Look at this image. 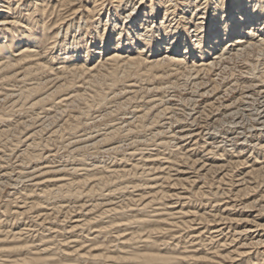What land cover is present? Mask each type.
Wrapping results in <instances>:
<instances>
[{"label":"rangeland","instance_id":"374dc122","mask_svg":"<svg viewBox=\"0 0 264 264\" xmlns=\"http://www.w3.org/2000/svg\"><path fill=\"white\" fill-rule=\"evenodd\" d=\"M6 1L12 3L14 7H18L21 4V7L24 8V4H26L29 0ZM86 1L87 0H81L82 3H80L79 1L76 7L79 8L80 6L84 5V2ZM170 1H172L171 3L176 5L175 10L177 11V13H181V10L184 9L183 0ZM58 3L59 0H49L48 11L44 15H42L41 13H36L34 15L35 17L32 18V21L39 23L44 21L48 25L49 23H54L55 20L59 19L60 17H66V19H71L70 17H76L77 19L75 18V20L77 22H84L85 15H83V13L86 14V12L84 11L86 8H80V12L77 15L72 16V13L74 11L71 6H59ZM106 5L108 6L106 7ZM106 5L105 9L102 11L100 16L108 19L109 17H112L114 15L113 12H115V7H113L114 5L109 0H107ZM118 13L121 14V16L118 14V19L121 21L123 17V12ZM179 15H176L174 19L171 18L172 16H169V19L171 20V22L169 20V23L173 26H184L185 24L187 26L186 19L188 18L187 16L190 15V13H188V10H185L184 14ZM121 22L124 24L123 20ZM123 27L125 28V25ZM187 27L188 32L193 31L195 29L192 23ZM40 30H42V28H38V31ZM99 30L100 28L96 29L93 26L92 28H89L87 34L88 38L87 36L86 38L83 37L82 42L85 44L88 43V45H90V42H92V38L95 35L98 36L99 33L97 32ZM140 30H142L141 35L145 33H148L151 37L154 35L152 31H149L147 26L141 28ZM74 33L75 32H71V35L67 38V40H65V45H63V41L62 45L64 47L66 46V49L67 44H70V42L72 44L74 42V40H72L74 39ZM153 37H156V35ZM48 42H51V40H49ZM45 46L49 45H45L43 42L42 44H38L35 46V50H38L39 53V60H37L38 66L34 65L32 69L30 68L32 66L28 67L27 65H20L17 67H6V64H4L5 60H3L2 62L3 64H0V223L2 222V224H0V229H3L0 230V240H3V238H5L3 237L4 235H2V233L5 234L9 232L8 234H11L18 231L22 232L23 230L22 237H27L28 240L32 242L34 241L36 246L38 244H41L38 239V235H46V240L48 241L47 244L44 245L42 243L40 245L41 247L39 248H48L49 251L53 250L57 257L66 260L70 258V253H72V256H75L76 254L70 251H77L81 248L80 253H85L89 250V248H93V246H95L94 244H92L93 240H96L98 238L100 240L99 241L97 239V241H99L98 243L106 244L112 253L114 252V254H118L121 253V251L117 249L118 246L120 247L119 244H123V242H125L131 236V234L135 232L138 228V225H136V223L129 224L126 222V219H129L131 216H139L141 218L144 217L147 220L154 219V221H156L157 224L159 223L160 225L157 226L159 227V230L155 231L156 233H148L147 229L143 230V232L145 231V235L143 234V232L140 233L143 234V237L145 236L144 239L142 237V241H137L133 244L129 243L128 245H126L127 250H124L133 251L136 248L148 249L152 246H146L144 241L147 238L153 241L154 238V242H157L158 244L156 248L152 250L166 253L174 249V252L179 255L181 259L179 264H220L219 262L221 260H219L213 254L218 250V247L223 252L229 249V251H232L234 249V245L240 242V240L242 241V244H244V242L251 243L252 241L255 242L257 238L259 239L261 236L264 235V231H260V233L258 231L252 235L253 239H250L252 240L250 242V240L246 238L247 236H237V234L235 233V228L242 227L241 223L237 225L235 222L230 221L231 219H234L236 217V219L241 218V215H243V218L250 219V225H252V223L254 225L256 221L258 222V224H264V209H261L264 204H262V207L257 206L251 209V211L244 210L243 212V210H240L239 208L244 205L246 206V204L248 205L252 200L254 201L255 199H259L262 194H264V172L261 173L262 175L260 174L258 177L255 176L253 178H250L248 174H246V171H249L251 167H259L260 164H262V166L264 165V118H260L264 116V85H262V87H259L261 85L256 84L258 85V87L256 88L255 85L251 84L248 81L249 76L247 77V75H249L248 72L250 71L251 67V65L249 66V64L257 63V61L254 60L255 58L250 59L248 61V64L245 55L240 56V59H238L239 57H236V55L232 57H227L224 65H221L222 67L219 66V69L217 68V70L211 72L210 74L206 73L205 71L198 73L197 80V78H195L196 73H190V71L184 69V65L179 64L176 61L175 63L173 62V64H179L178 69L177 67L175 68L173 64H171V67H168V61L170 60L168 56H163L160 54L158 56L156 54L157 57L154 58V56H150L148 62L152 63L156 59L157 62H162L161 65L166 64L165 66H158L159 68L152 67L151 70L144 68L145 70L143 69V71H140L137 68H132L126 73V76H123L122 73H120V75L118 74V77L120 76L118 79L119 81L117 83H114L112 82L110 78L111 76L108 73L111 70L108 69V67L110 68V65L105 66V68H102L98 72L96 71V73L94 70L91 72L83 71L78 73H71L69 71L67 72L66 70L56 71L54 70L55 68L51 70L50 68L58 63L54 62L51 57H56V54L60 52L61 48L59 47V44L55 45V47L59 51L54 48L50 50V53L47 56L44 57L43 52L45 51ZM162 57H164V59ZM43 63L49 68H43ZM76 65H78V63H76ZM59 66L60 64L57 67ZM93 66L96 67V65L94 64ZM260 68L264 69V67ZM263 69H260V71H263ZM119 70L121 72V69ZM55 72H57L56 74L58 75H56ZM155 72H159V75L162 76H159L157 78L154 77L153 75ZM203 73H205L206 75H203ZM193 75L196 80H193ZM199 75H202V77H199ZM184 77H190V79L188 78L187 80ZM172 79L174 81V84H177L178 86L175 85L173 89L172 87H169L171 89H161L165 86L166 83L170 84L172 82ZM189 80L191 81V83ZM60 81L63 83H60ZM184 82L186 83L184 84ZM241 82L245 85V87H247L244 88V85H242ZM248 82L251 86H253V88L249 86ZM248 86L250 88H248ZM98 88L101 91H104L103 96L99 94L100 90ZM36 89H40V92H34ZM215 89L216 91H213ZM21 91L23 93H21ZM78 95L81 97L76 98V96ZM250 95L252 96V98ZM256 97L258 99H255ZM245 100L247 102V107L245 106ZM257 101L259 105L256 104ZM31 102H33L32 105ZM212 103L215 104L211 106L210 104ZM91 104L93 107L91 106ZM238 107L240 108V111L236 113V115L234 114L233 117L231 113H234V110L236 112ZM204 108H206V110ZM253 109H258L260 111L262 109L261 112L263 113V116H260L261 113H259V117L256 113H254L255 111H252ZM254 118L258 120L255 121ZM113 126L116 127V130L120 129V131L112 132L113 130H110V128L112 129ZM121 126L122 128H120ZM259 126H261L262 128ZM115 127L113 129H115ZM129 127H131V130L128 129ZM260 128L261 130H258ZM154 131L157 132L156 135ZM215 134L216 136L212 137ZM239 134L241 137L239 136ZM104 135H106L105 138ZM143 137H145L146 139H143ZM151 137L153 138V140ZM29 141L30 143H28ZM31 141H35L37 143L36 145H34V148L27 147L33 143ZM220 144H223V146H221ZM223 147L226 150L230 149V151L224 152ZM226 147H229V149ZM27 149L33 150H28L27 152ZM25 151L28 153V155ZM182 151L184 152L183 154L181 153ZM220 151L223 153H221ZM23 152H25V154ZM179 154H182L183 156H179ZM257 156L259 159L258 161H255V158ZM181 157H183L184 159ZM237 159L241 160L242 162L246 160L247 163H243V165H238L236 163L238 161ZM260 161L261 163H259ZM214 162L215 164H213ZM216 162L218 164H216ZM226 162H230V164ZM211 164L213 165L211 166ZM63 166L66 168V170ZM214 166H219V168L217 167V169L208 171ZM47 168L49 169L48 171H46ZM97 168H100L99 171H97ZM42 169L43 171L45 170V173L42 171ZM112 171L116 173H111L114 176H112L111 180H109L111 184L109 183V181H105V183L104 181H98L99 178L97 177L95 178L96 180L92 179L81 186L75 185L73 187L74 184H72L71 186H65V189L63 190L59 189L60 185L69 183L70 181L68 180L76 181L92 173H99V175H101V173H104L105 175H108V173ZM117 175H119L120 177H118ZM183 176L185 178H189L192 181V184L190 182H185V185L179 184L177 187V180L184 179ZM243 179L244 181H242ZM245 181L247 185L248 182L252 183L249 185H252L251 187L254 188L250 193L246 194V197L245 195L237 194V191L244 187L241 185L245 184ZM45 182L47 184H45ZM52 186L54 187L52 188ZM48 187L49 190H47ZM94 188L96 190H94ZM38 189L41 191H39ZM74 189L76 190L74 191ZM86 190L89 192H87ZM41 192L43 193V196H40ZM203 192L205 194H203ZM164 194L167 197H163L162 200L161 197ZM179 194L181 196H178ZM127 197L130 198L128 199ZM40 198L41 203L44 204V207H42L43 204L39 202ZM133 198H135V200ZM158 198L161 200L159 201ZM55 201L56 203H54ZM11 202L14 203L11 204ZM97 202H99V204H97ZM31 203L34 205V207L33 205H31ZM151 203L153 204V206ZM144 204L148 205L145 206ZM66 205L67 208L70 209H66ZM118 205L122 206L120 207ZM114 206L118 208L120 207L118 212L114 210L109 211L110 209L114 208ZM62 210L66 212H63ZM167 210H171L173 214L171 211L169 212ZM48 211L51 213H49ZM15 212H17V214ZM240 213L242 214L240 215ZM163 214L166 215L164 216ZM244 214L247 216H244ZM37 215L39 216V218ZM126 215H128L129 217H127ZM258 215L260 216L256 218L255 221L253 218L254 216ZM43 216L45 217L43 218ZM203 216H205V218ZM200 217H203V219L201 220ZM93 218L95 221L92 220ZM83 221L84 224H80L83 223ZM88 221L89 223H87ZM114 221L119 222L114 224ZM50 222H53V224H51ZM111 222L113 223L111 224ZM183 222L186 224H184ZM56 223L58 224V226ZM70 224L72 225V227ZM171 225L174 226L172 227ZM56 226L58 232L56 230ZM103 226L108 227L107 234H100L101 228H104ZM64 228H69V230L67 231ZM252 228H254V226ZM118 229L121 235L118 232ZM130 230L132 231L130 232ZM43 231L44 233H42ZM115 233L116 237L114 236ZM85 234L89 235L86 236ZM120 236L123 237L121 238ZM53 237L56 239H54ZM237 237H239V239L241 237V239L238 240L233 246H231V248L228 247L227 249H221V245L224 241L227 240L228 242H230L233 238ZM223 239L225 240L223 241ZM51 240L52 243H50ZM57 241L59 243H57ZM60 241L62 242L60 243ZM0 243L4 244L5 242L0 241ZM60 244L63 246H61ZM60 248L61 250H59ZM246 248L247 249L245 250H247L248 252L251 251L249 252V256H251L252 259L257 258V252H261L264 255V248L258 247V249L256 247L255 249L252 245ZM93 252H95V254H98L99 250L97 251L94 249ZM21 254L22 253H9V257L11 259L17 257L21 258ZM1 255L2 254H0V264H3L1 262H3L2 259H4L5 257L3 258L2 256L1 258ZM78 256L79 255L77 252L76 257ZM200 256H208L209 259L200 261L199 259H197ZM261 257L262 256H258L257 259L260 260ZM233 258V260H227L222 264H244L243 260L247 259L248 257L243 255L237 257L234 256ZM81 264L85 263L81 261ZM103 264L114 263H105L104 261Z\"/></svg>","mask_w":264,"mask_h":264},{"label":"bare ground","instance_id":"6f19581e","mask_svg":"<svg viewBox=\"0 0 264 264\" xmlns=\"http://www.w3.org/2000/svg\"><path fill=\"white\" fill-rule=\"evenodd\" d=\"M20 1V0H19ZM22 1V0H21ZM81 0H59V6L60 5H64V6H71L73 9V13L72 16L77 15L80 12V8H86L84 11L86 12V14L83 13V15H85L84 18V22H77L75 20L76 17H70L71 19H66L60 17L59 19L55 20L54 23H49L47 25V23H45L44 21L42 22H33L32 18L35 17L34 15L36 13H41L42 15H44L47 11H48V7H49V0H29L26 4H24V8L21 7V4L18 7H14V5L10 2H7L6 0H0V64L3 62V60H5L4 64H6V67H17L20 65H27L28 67H30L31 69L33 68V66H38L37 60L38 59V50H35V46L38 44H42L44 42L45 45H49V46H45V51L43 52L44 57L47 56L50 53V50L56 48L55 45L59 44V47L61 48L60 52L58 54H56V57H51V59L54 62H58L56 65L52 66L50 69L53 70H61L64 71L66 70L67 72H71V73H78V72H91V71H100L102 68H105V66L110 65V68L108 67V69H111L110 72H108L110 74V78L112 80V82L117 83L119 80L118 74L120 75V73L123 74V76H126V73L131 70L132 68H137L140 71H143V69H148L151 70L152 67H158V66H165L164 64L161 65V63L157 62V60L155 59L152 63L148 62L150 59V56H154V58H156V54L159 56L160 55H165L168 56V58L170 59L168 61V67H171L173 64V62L175 63L177 61V63L184 65V69H186L187 71L194 72L196 73L195 78H197V74L205 71L206 73H211L215 70H217V68L221 65H224L225 60L227 57H232L235 56L239 57L238 59H240V56L245 55L246 56V60L247 62L252 59L255 58L254 60L257 61V63L254 64H249L250 67V71L248 72L249 75H247V77L249 78V82L253 85L256 86V88L258 87V85L260 84L262 87V85H264V69L260 68V67H264V36L260 35L261 33H264V0H183L184 2V9L181 10V13H177V11L175 10V6L173 3H171L172 1L170 0H109L115 7V12L114 15L112 17L107 18H103L101 15L102 11L105 9V5L107 0H87L86 2H84V5L80 6L79 8L76 7L77 3ZM101 1V2H99ZM181 1V0H180ZM99 2V3H98ZM175 2V1H174ZM16 3V2H15ZM171 3V4H169ZM93 5V6H92ZM108 5H106L107 7ZM181 6V5H180ZM55 7V6H54ZM180 8V7H179ZM25 9V10H23ZM112 10V8H111ZM185 10H188V13H190V15H188L186 20L187 26L190 25L192 23V25L194 26V30L188 32V27L186 26V24L184 26L181 25H177V26H173L169 23V16H172L171 18H175V16L179 15V14H184ZM26 11V12H24ZM109 11V10H108ZM83 12V11H81ZM106 12V11H105ZM118 12H123L122 13V19L124 21V24L118 19L119 15L121 16V14H119ZM180 12V11H179ZM119 14V15H118ZM105 15V14H104ZM70 16V15H69ZM107 16V15H106ZM180 16V15H179ZM38 17V16H37ZM162 18V19H160ZM178 18V17H177ZM184 18V17H183ZM40 19V18H39ZM77 19V18H76ZM107 19V21H106ZM82 20V19H81ZM185 20V19H184ZM175 21V20H173ZM171 22V20H170ZM177 22V20H176ZM180 22V21H178ZM182 22V21H181ZM173 23V22H172ZM125 25V28L123 27ZM148 27L149 31H152V33L154 34L153 36L156 35V37H151L148 33L141 35V28L143 27ZM95 27L96 29L100 30L97 32L99 33L98 36L97 35H93L94 37L92 38V42H90V45H88V43H83V37L86 38L87 34H88V30L89 28ZM38 28L42 30L38 31ZM74 29V30H72ZM77 29V30H76ZM151 29V30H150ZM191 29V28H190ZM92 31V30H91ZM147 31V32H149ZM71 32H75L74 33V42L71 44H67V49L63 46L65 45V40H67V38L71 35ZM92 33V32H91ZM96 33V34H97ZM95 34V33H94ZM92 35V34H91ZM73 37V35H72ZM169 37H172V39L170 40ZM88 38V36H87ZM71 39V38H70ZM49 40H51V42H48ZM69 40V39H68ZM71 40V41H72ZM64 41V44H63ZM47 42V44H46ZM67 42V41H66ZM85 42V41H84ZM88 42V41H87ZM63 44V45H62ZM62 45V46H61ZM38 49V48H37ZM57 49V48H56ZM55 49V50H56ZM40 50V49H39ZM37 51V52H36ZM57 51H59L57 49ZM52 53V52H51ZM57 53V52H56ZM53 55V54H52ZM70 55V56H68ZM51 56V55H50ZM55 56V55H54ZM15 58V59H14ZM152 58V59H154ZM164 59V57H162ZM159 59V58H158ZM237 59V58H236ZM245 60V59H244ZM43 61V59H42ZM76 61V62H74ZM163 61V60H162ZM230 61V60H229ZM42 63V62H41ZM76 63H78V65H76ZM96 63V64H95ZM176 63V64H177ZM245 63V62H244ZM3 64V63H2ZM60 64L59 67H57ZM67 64V65H65ZM69 64V66H68ZM92 64V65H91ZM96 65V67L93 66ZM152 64V65H151ZM174 65L175 68L177 67V69L179 68L178 65ZM259 64V65H258ZM116 65V66H115ZM121 65V66H120ZM40 66V65H39ZM92 66V67H91ZM120 66V67H119ZM4 67V66H3ZM43 68H49L47 65H44L43 63ZM119 67V68H118ZM27 68V67H26ZM24 68V69H26ZM107 68V67H106ZM159 68V67H158ZM263 69V71L260 69ZM41 69V68H40ZM121 69V72L120 70ZM144 69V70H145ZM219 69V68H218ZM259 69V71H258ZM22 70V69H21ZM182 70V69H181ZM221 70V69H220ZM23 71V70H22ZM36 71V70H35ZM65 71V72H66ZM119 71V72H118ZM185 71V70H184ZM247 71V70H246ZM19 72V71H18ZM53 72V71H52ZM178 72V71H177ZM16 73V71H15ZM30 73V72H29ZM57 72H55L56 74ZM94 73V72H92ZM14 74V73H12ZM91 74V73H89ZM163 74V73H162ZM167 74V73H166ZM58 75V74H56ZM133 75V74H132ZM191 75V74H190ZM203 75H206L205 73H203ZM219 75V73H218ZM10 76V75H9ZM27 76V75H26ZM87 76V75H86ZM93 76V75H92ZM95 76V75H94ZM154 77H161L162 75H159V72H155ZM187 76V75H186ZM192 76V75H191ZM243 76V75H242ZM53 77V76H52ZM80 77V76H78ZM97 77V76H96ZM95 77V78H96ZM101 77V76H100ZM166 77V76H165ZM199 77H202V75ZM245 77V76H244ZM62 78V77H61ZM88 78V77H87ZM186 78V77H184ZM188 78L190 79V77H187L186 79L188 80ZM194 75H193V80L195 79ZM247 79V78H246ZM4 80V79H3ZM90 80V79H89ZM92 80V78H91ZM105 80V79H104ZM176 80V79H174ZM192 80V78H191ZM196 80V79H195ZM64 81V80H62ZM68 81V80H67ZM190 81V80H189ZM214 81V80H213ZM144 82V81H143ZM148 82V81H147ZM171 82V81H170ZM173 82V83H172ZM172 82L170 84H165L164 87H162L161 89H166L169 87H172V89L175 87L174 81L172 79ZM187 82V81H186ZM184 82V84L186 83ZM237 82V81H236ZM248 82V83H249ZM38 83V82H37ZM60 83H63L60 81ZM82 83V82H81ZM94 83V82H93ZM102 83V82H101ZM133 83V82H132ZM188 83V82H187ZM191 83V81H190ZM216 83V82H215ZM239 83V81H238ZM237 83V84H238ZM242 83V82H241ZM249 83V86H251ZM59 84V83H58ZM107 84V83H106ZM111 84V83H110ZM127 84V83H126ZM136 84V83H135ZM182 84V83H181ZM183 84V85H184ZM258 84V85H256ZM62 85V84H61ZM197 85V84H196ZM212 85V84H211ZM218 85V84H217ZM242 85H244L242 83ZM36 86V85H34ZM33 86V87H34ZM57 86V85H56ZM178 86V85H177ZM199 86V85H198ZM216 86V85H215ZM214 86V88H215ZM232 86V85H229ZM248 86V88H250ZM82 87V86H81ZM161 87V86H160ZM242 87V86H241ZM247 87V86H246ZM244 85V88H246ZM69 88V87H68ZM251 88H253V86H251ZM63 89V88H62ZM84 89V88H83ZM99 89V88H98ZM134 89V88H132ZM171 89V88H169ZM198 89V87H197ZM217 89V88H216ZM213 90V91H216ZM225 89V88H224ZM37 90V89H36ZM34 92H40V89ZM58 90V89H57ZM76 90V89H75ZM81 90V89H79ZM100 90V89H99ZM141 90V89H139ZM138 90V92H139ZM246 90V89H245ZM62 91V90H61ZM66 91V90H65ZM84 91V90H82ZM234 91V90H233ZM254 91V90H253ZM104 91L100 90L99 94L103 96ZM21 93H23L21 91ZM32 93V92H31ZM72 93V92H71ZM78 93V92H77ZM206 93V91H205ZM12 94V93H11ZM73 94V93H72ZM87 94V93H85ZM90 94V93H89ZM74 95V94H73ZM238 95V94H237ZM253 95V94H252ZM255 95V94H254ZM26 96V95H24ZM93 96V95H92ZM251 96V95H250ZM69 97V96H68ZM81 96H76V98H80ZM87 97V96H86ZM128 97V96H127ZM132 97V96H131ZM166 97V96H164ZM173 97V96H172ZM259 97V96H258ZM26 98V97H25ZM65 98V97H64ZM83 98V95H82ZM246 98V97H245ZM252 98V96H251ZM254 98V97H253ZM44 99V98H43ZM94 99V98H93ZM127 99V98H126ZM134 99V98H133ZM149 99V98H148ZM153 99V98H152ZM165 99V98H164ZM172 99V98H171ZM255 99H258L257 97ZM262 99V98H260ZM240 100V99H239ZM37 101V100H35ZM71 101V100H70ZM68 101V102H70ZM87 101V100H86ZM126 101V100H125ZM167 101V100H165ZM191 101V100H190ZM197 101V100H196ZM252 101V100H251ZM67 102V103H68ZM97 102V101H96ZM162 102V100H161ZM164 102V101H163ZM217 102V101H216ZM242 102V101H241ZM249 102V101H248ZM33 102H31L32 105ZM76 103V102H75ZM104 103V102H103ZM126 103V102H125ZM246 100H245V106L246 104ZM262 103V102H261ZM264 103V102H263ZM94 104V103H92ZM91 104V106H92ZM174 104V103H173ZM215 104L212 103L210 104L211 106ZM233 104V103H232ZM244 104V102H243ZM250 104V103H249ZM258 104V101L257 103ZM30 105V106H31ZM49 105V104H48ZM122 105V104H121ZM172 105V104H171ZM209 105V106H210ZM259 105V104H258ZM40 106V105H39ZM164 106V105H163ZM231 106V105H230ZM234 106V105H233ZM239 106V105H238ZM251 106V105H250ZM249 106V107H250ZM261 106V104H260ZM259 106V108H260ZM93 107V106H92ZM144 107V105H143ZM165 107V106H164ZM214 107V106H213ZM247 107V106H246ZM263 107V106H262ZM148 108V107H147ZM168 108V107H167ZM242 108V107H241ZM253 108V107H252ZM173 109V108H172ZM187 109V108H186ZM206 110V108H204ZM209 109V108H208ZM138 110V109H137ZM163 110V109H162ZM216 110V109H215ZM220 110V109H219ZM245 110V109H244ZM247 110V108H246ZM258 109H253L252 111H255L254 113H256L257 115L259 113L260 116H263L262 114V109L261 111ZM147 111V110H146ZM145 111V112H146ZM161 111V110H160ZM214 111V110H212ZM240 111V108L238 107V109L234 110V113L232 112L231 114L234 117V114L236 115V113H238ZM196 112V111H195ZM201 112V111H200ZM205 112V111H204ZM243 112V111H241ZM159 113V111H158ZM221 113V112H220ZM37 114V113H36ZM87 114V113H86ZM131 114V113H130ZM245 114V113H244ZM252 114V113H251ZM255 114V115H256ZM136 115V114H135ZM138 115V114H137ZM250 115V114H249ZM254 115V114H253ZM141 116V115H140ZM145 116V115H144ZM161 116V114H160ZM220 116V115H219ZM228 116V115H226ZM259 116V115H258ZM259 116V117H260ZM135 117V116H134ZM172 117V116H171ZM170 117V119H171ZM253 117V116H251ZM256 117V116H255ZM142 118V117H141ZM190 118V117H188ZM257 118V117H256ZM254 118V120H258ZM260 118H264L260 117ZM144 120V119H143ZM235 120V119H233ZM245 121V120H244ZM126 122V121H125ZM124 122V124H125ZM242 122V121H241ZM262 122V121H261ZM170 123V121H169ZM214 123V122H213ZM212 123V124H213ZM72 124V123H71ZM148 124V123H147ZM260 124V122H259ZM262 124V123H261ZM122 125V124H121ZM178 125V124H177ZM223 125V124H222ZM246 126V125H245ZM46 127V126H45ZM71 127V126H70ZM115 126H113L114 128ZM170 127V126H169ZM209 127V126H208ZM231 127V125H230ZM261 127V126H259ZM111 129L113 130L112 132H117L120 131V129L116 130L115 129ZM122 128V126L120 127ZM220 128V127H219ZM226 128V127H225ZM243 128V127H242ZM254 128V127H253ZM252 128V129H253ZM256 128V127H255ZM262 128V127H261ZM258 129V130H261ZM128 129L131 130V127H129ZM156 129V128H155ZM159 129V128H158ZM201 130V129H200ZM208 130V129H207ZM105 131V130H104ZM109 131V130H108ZM158 131V130H157ZM209 131V130H208ZM238 131V130H237ZM254 131V130H252ZM257 131V130H256ZM36 132V131H35ZM58 132V131H57ZM98 132V131H96ZM133 132V131H132ZM155 132V131H154ZM259 132V131H258ZM31 133V132H30ZM33 133V132H32ZM157 132H155L156 135ZM188 133V132H187ZM251 133V132H250ZM55 134V132H54ZM176 134V133H175ZM210 134V133H209ZM219 134V133H218ZM253 134V133H252ZM251 134V135H252ZM34 135V134H33ZM27 136V135H26ZM35 136V135H34ZM106 135H104L105 138ZM108 136V135H107ZM112 136V135H111ZM216 134L212 137H215ZM218 136V135H217ZM240 136V134H239ZM253 136V135H252ZM88 137V136H87ZM90 137V136H89ZM195 137V136H194ZM241 137V136H240ZM33 138V136H32ZM152 138V137H151ZM205 138V137H204ZM248 138V137H247ZM102 139V138H101ZM100 139V140H101ZM142 139V138H141ZM140 139V141H141ZM143 139H146L145 137H143ZM230 139V138H229ZM9 140V139H8ZM22 140V139H21ZM34 140V139H33ZM48 140V139H46ZM153 140V138H152ZM183 140V139H182ZM191 140V139H190ZM212 140V139H211ZM262 140V139H261ZM163 141V140H162ZM178 141V140H177ZM33 142L32 144H28L29 146H27L28 148H34V145H36L37 143L35 141H31ZM44 142V140H43ZM160 142V141H159ZM212 142V141H211ZM250 142V141H249ZM27 143V142H26ZM30 143V141L28 142ZM124 143V142H123ZM246 143V142H245ZM23 144V143H22ZM46 144V143H45ZM197 144V143H196ZM195 144V145H196ZM44 145V143H43ZM116 145V143H115ZM221 145V144H220ZM19 146V145H18ZM24 146V145H23ZM113 146V145H112ZM223 146V144L221 145ZM256 146V145H255ZM25 147V146H24ZM26 147V148H27ZM120 147V146H119ZM190 147V146H189ZM194 147V145H193ZM257 147V146H256ZM111 148V147H110ZM121 148V147H120ZM119 148V149H120ZM140 148V147H139ZM224 148V147H223ZM229 149V147H226ZM234 148V147H233ZM262 148V147H261ZM2 149V148H1ZM37 149V148H36ZM112 149V148H111ZM110 149V150H111ZM185 149V148H184ZM264 149V148H263ZM25 150V149H24ZM28 150H33V149H27ZM233 150V149H231ZM23 151V150H22ZM131 151V150H130ZM224 152H229V150H226L225 148L223 149ZM26 152V151H25ZM25 152H23L25 154ZM26 152V153H27ZM140 152V151H139ZM180 152V151H179ZM221 152V151H220ZM235 152V151H234ZM32 153V152H31ZM182 154L184 153L183 151L181 152ZM223 153V152H221ZM237 153V152H236ZM33 154V153H32ZM37 154V153H36ZM182 154H179L182 155ZM214 154V153H213ZM218 154V153H216ZM28 155V153H27ZM171 155V154H170ZM185 155V154H184ZM235 155V154H234ZM240 155V154H239ZM254 155V154H253ZM37 156V155H36ZM147 156V155H146ZM145 156V157H146ZM152 156V155H151ZM183 156V155H182ZM219 156V155H218ZM28 157V156H26ZM30 157V156H29ZM121 157V156H120ZM127 157V156H126ZM156 157V156H155ZM201 157V156H200ZM243 157V156H242ZM247 157V156H246ZM124 158V157H123ZM154 158V157H153ZM166 158V157H165ZM183 158V157H181ZM202 158V157H201ZM215 158V157H214ZM223 158V157H222ZM229 158V157H228ZM235 158V157H234ZM184 159V158H183ZM186 159V158H185ZM210 159V158H209ZM230 159V158H229ZM250 159V158H249ZM258 156L255 158V161H258ZM261 159V158H260ZM116 160V159H115ZM214 160V159H213ZM232 160V159H231ZM238 160V159H237ZM244 160V159H243ZM254 160V159H252ZM142 161V160H141ZM158 161V160H157ZM176 161V160H175ZM220 162V161H219ZM251 162V161H250ZM102 163V162H101ZM115 163V162H114ZM153 163V162H152ZM222 163V162H221ZM228 163V162H226ZM238 165H243V163H247L246 160L245 161H241L238 160L236 162ZM261 163V161L259 162ZM173 164V163H172ZM209 164V163H208ZM215 164V162L213 163ZM211 164V166L213 165ZM216 164H218L216 162ZM230 164V162L228 163ZM234 164V163H233ZM99 165V164H98ZM103 165V164H102ZM174 165V164H173ZM181 165V164H180ZM199 165V164H198ZM227 165V164H226ZM252 165V164H251ZM2 166V165H1ZM27 166V165H26ZM107 166V165H106ZM118 166V165H117ZM156 166V165H155ZM201 166V165H200ZM225 166V165H224ZM62 167V166H61ZM64 167V166H63ZM132 167V166H131ZM130 167V168H131ZM136 167V166H135ZM150 167V166H149ZM217 167L219 168V166H214L211 169H209L208 171H212L213 169H217ZM244 167V166H243ZM65 168V167H64ZM118 168V167H116ZM123 168V167H122ZM60 169V168H59ZM75 169V168H74ZM100 168H97V171H99ZM112 169V168H111ZM126 169V168H125ZM202 169V168H201ZM237 169V168H236ZM35 170V169H34ZM49 169L47 168L46 171H48ZM66 170V168H65ZM105 170V169H104ZM180 170V169H179ZM186 170V169H185ZM43 171V169H42ZM52 171V170H50ZM56 171V170H55ZM58 171V170H57ZM60 171V170H59ZM125 171V170H123ZM128 171V170H127ZM133 171V170H132ZM201 171V170H200ZM45 173V170L43 171ZM69 172V171H68ZM92 172V171H91ZM90 172V173H91ZM150 172V171H149ZM148 172V173H149ZM233 172V171H232ZM264 172V165L262 166V164H260L259 167L257 166H253L249 169V171H246V174H248V176L251 178L253 177H258L261 173ZM114 173L113 171L108 173V175L101 173V175H99V173H95V174H90L87 175L86 177H83L82 179H78L76 181L74 180H68L70 181L69 183H65L63 185L59 186L60 190L65 189V186H71L72 184L73 187L75 185L81 186L85 183H87L88 181L95 179V178H99L98 181H109L111 180V177L113 176ZM116 173V172H115ZM114 173V174H115ZM123 173V172H122ZM206 173V172H205ZM211 173V172H210ZM6 174V173H5ZM78 174V173H77ZM111 174V175H110ZM179 174V173H178ZM124 175V174H123ZM129 175V174H128ZM220 175V174H219ZM241 175V174H240ZM262 175V174H261ZM31 176V174H30ZM75 176V175H74ZM84 176V175H82ZM118 177H120L119 175H117ZM139 176V175H138ZM186 176V175H185ZM197 176V175H196ZM226 176V175H225ZM244 176V175H243ZM1 177V176H0ZM33 177V176H32ZM61 177V175H60ZM114 177V176H113ZM127 177V176H126ZM152 177V176H151ZM150 177V178H151ZM177 177V176H176ZM184 177V176H183ZM191 177V176H190ZM204 177V176H203ZM228 177V176H227ZM34 178V177H33ZM45 178V177H44ZM51 178V177H50ZM54 178V177H53ZM80 178V177H79ZM239 178V177H238ZM247 178V177H246ZM48 179V178H47ZM52 179V178H51ZM60 179V178H59ZM67 179V178H66ZM115 179V178H113ZM118 179V178H117ZM126 179V178H125ZM149 179V177H148ZM204 179V178H203ZM245 179V178H244ZM244 179L242 181H244ZM42 180V179H41ZM39 180V181H41ZM96 180V179H95ZM146 180V179H145ZM236 180V179H235ZM23 181V180H22ZM34 181V180H33ZM45 181V180H44ZM50 181V180H49ZM56 181H60V180H56ZM175 181V179H174ZM229 181V180H228ZM260 181V180H259ZM24 182V181H23ZM36 182V180H35ZM136 182V181H135ZM157 182V181H156ZM185 182H192L189 178H185L184 179H178L177 180V187L179 184H184ZM226 182V181H225ZM239 182V181H238ZM26 183V182H25ZM95 183V182H94ZM103 183V182H100ZM110 183V181H109ZM173 183V182H172ZM240 183V182H239ZM261 183V182H260ZM37 184V183H35ZM45 184H47L45 182ZM60 184V183H59ZM98 184V182H97ZM111 184V183H110ZM171 184V183H170ZM192 184V183H191ZM252 183L248 182V185L245 181V184L241 185L244 186L242 189H239L237 192L238 195H245L250 193L254 188H252V185H249ZM43 185V184H42ZM125 185V184H124ZM123 185V186H124ZM131 185V184H130ZM136 185V184H135ZM151 185V184H150ZM197 185V184H196ZM215 185V184H214ZM240 185V184H239ZM247 185V186H245ZM38 186V185H37ZM58 186V185H57ZM91 186V185H90ZM101 186V185H100ZM117 186V185H116ZM121 186V185H120ZM137 186V185H136ZM143 186V185H142ZM153 186V185H152ZM36 187V186H35ZM54 186H52L53 188ZM99 187V185H98ZM129 187V186H128ZM139 187V186H138ZM145 187V185H144ZM198 187V186H197ZM235 187V186H234ZM23 188V187H22ZM34 188V187H33ZM39 188V187H38ZM42 188V187H41ZM46 188V187H45ZM44 188V189H45ZM72 188V187H71ZM115 188V187H114ZM125 188V187H124ZM143 188V187H142ZM150 188V187H149ZM229 188V187H228ZM28 189V188H27ZM78 189V188H76ZM74 189V191L76 190ZM86 189V188H85ZM236 189V188H235ZM25 190V189H22ZM39 190V189H38ZM46 190V189H45ZM47 190H49V187L47 188ZM67 190V188H66ZM81 190V189H80ZM94 190H96L94 188ZM114 190V189H113ZM163 190V189H162ZM166 190V189H165ZM198 190V189H197ZM203 190V189H202ZM29 191V190H28ZM41 191V190H39ZM38 191V192H39ZM44 191V190H43ZM56 191V190H55ZM65 191V190H64ZM69 191V190H68ZM73 191V192H74ZM87 191V190H86ZM98 191V190H97ZM106 191V190H105ZM121 191V190H120ZM149 191V190H148ZM157 191V190H156ZM160 191V190H159ZM173 191V190H172ZM178 191V190H177ZM176 191V192H177ZM24 192V191H23ZM37 192V191H36ZM89 192V191H87ZM143 192V191H141ZM219 192V191H217ZM260 192V191H259ZM40 193V192H39ZM51 193V192H50ZM79 193V192H78ZM77 193V194H78ZM85 193V192H84ZM108 193V192H107ZM156 193V192H155ZM214 193V192H213ZM253 193V192H252ZM27 194V193H26ZM43 193L41 192L40 196ZM56 194V193H55ZM69 194V192H68ZM71 194V193H70ZM94 194V193H93ZM105 194V193H104ZM111 194V193H110ZM166 194V193H165ZM163 195L161 198L163 200V197H167L166 195ZM169 194V193H167ZM172 194V192H171ZM203 194H205L203 192ZM222 194V192H221ZM45 195V194H44ZM54 195V194H53ZM65 195V194H64ZM74 195V194H73ZM80 195V194H79ZM92 195V194H91ZM106 195V194H105ZM104 195V196H105ZM144 195V194H143ZM152 195V194H151ZM161 195V194H160ZM201 195V194H200ZM28 196V195H27ZM51 196V195H50ZM56 196V195H55ZM103 196V197H104ZM141 196V195H140ZM145 196V195H144ZM156 196V195H155ZM154 196V197H155ZM178 196H181L180 194ZM236 196V195H235ZM253 196V195H252ZM261 196V194H260ZM48 197V196H47ZM98 197V196H97ZM147 197V195H146ZM170 197V196H169ZM173 197V196H172ZM183 197V196H182ZM210 197V196H209ZM23 198V197H22ZM30 198V197H29ZM55 198V197H53ZM102 198V197H101ZM128 198V197H127ZM130 198V197H129ZM128 198V199H129ZM177 198V196H176ZM184 198V197H183ZM249 198V197H247ZM252 198V197H251ZM255 198V197H254ZM11 199V198H10ZM14 199V198H13ZM12 199V200H13ZM44 199V198H43ZM50 199V198H49ZM127 199V200H128ZM135 200V198H133ZM140 199V198H139ZM159 199V198H158ZM157 199V200H158ZM172 199V198H171ZM179 199V197H178ZM23 200V199H21ZM31 200V199H30ZM74 200V199H73ZM137 200V199H136ZM161 199H159L160 201ZM166 200V199H165ZM17 201V198H16ZM26 201V200H25ZM36 201V200H35ZM46 201V200H45ZM115 201V200H114ZM125 201V200H124ZM183 201V200H182ZM248 201V200H246ZM253 201V200H252ZM250 201V203L246 206H242L239 207L240 210H244L248 211L257 206L262 207L264 204V194H262V196L259 199H255L253 202ZM9 202V201H8ZM15 202V201H14ZM14 202H11L14 203ZM32 202V201H31ZM41 203V198L40 201ZM38 202V203H39ZM44 202V201H43ZM47 202V201H46ZM45 202V203H46ZM62 202V201H61ZM60 202V203H61ZM139 202V201H138ZM142 202V201H141ZM147 202V201H146ZM21 203V202H20ZM25 203V202H23ZM35 203V202H34ZM37 203V202H36ZM56 203V201L54 202ZM58 203V204H60ZM66 203V202H65ZM104 203V202H102ZM109 203V202H108ZM126 203V202H125ZM124 203V204H125ZM137 203V202H136ZM233 203V202H232ZM248 203V202H247ZM19 204V203H18ZM43 204V203H41ZM84 204V202H83ZM93 204V203H92ZM97 204H99V202H97ZM118 204V203H117ZM142 204V203H141ZM152 204V203H151ZM31 205H33L31 203ZM56 205V204H55ZM62 205V204H61ZM102 205V204H101ZM110 205V204H109ZM108 205V206H109ZM126 205V204H125ZM124 205V206H125ZM145 205V204H144ZM148 204H146L145 206H147ZM162 205V204H161ZM42 206V205H41ZM40 206V207H41ZM47 206V205H46ZM53 206V205H52ZM83 206V205H81ZM87 206V205H86ZM91 206V205H90ZM96 206V205H95ZM120 206V205H118ZM122 206V205H121ZM120 206V207H121ZM150 206V204H149ZM153 206V204H152ZM9 207V206H8ZM19 207V206H18ZM24 207V206H23ZM34 207V205H33ZM44 207V204L43 206ZM48 207V206H47ZM54 207V206H53ZM60 207V206H59ZM80 207V206H79ZM97 207V206H96ZM95 207V208H96ZM99 207V206H98ZM110 207V206H109ZM120 207H115L110 209L109 211H117L120 209ZM264 207V206H263ZM261 209H264V208ZM11 208V207H10ZM56 208V207H55ZM58 208V207H57ZM63 208V207H62ZM66 209H70L67 208V205L65 206ZM74 208V207H73ZM102 208V206H101ZM106 208V207H105ZM129 208V207H128ZM171 208V207H170ZM12 209V208H11ZM10 209V210H11ZM25 209V208H24ZM46 209V208H44ZM60 209V208H59ZM72 209V207H71ZM92 209V208H91ZM108 209V208H107ZM106 209V210H107ZM143 209V208H140ZM151 209V207H150ZM181 209V208H180ZM237 209V208H234ZM259 209V210H261ZM5 210V207H4ZM3 210V212H4ZM27 210V209H26ZM25 210V211H26ZM32 210V209H31ZM29 210V211H31ZM38 210V209H37ZM36 210V211H37ZM75 210V209H74ZM93 210V209H92ZM172 210V209H171ZM170 210V211H171ZM178 210V209H177ZM185 210V209H184ZM232 210V209H231ZM9 211V210H7ZM20 211V210H19ZM63 211V210H62ZM71 211V210H70ZM88 211V210H87ZM101 211V210H100ZM129 211V210H128ZM139 211V209H138ZM165 211V209H164ZM169 211V210H167ZM169 211V212H170ZM173 211V210H172ZM171 211V212H172ZM204 211V210H203ZM227 211V210H226ZM236 211V210H235ZM38 212V211H37ZM49 212V211H48ZM61 212V211H60ZM66 212V211H63ZM73 212V210H72ZM91 212V211H90ZM106 212V211H105ZM121 212V211H120ZM137 212V211H136ZM180 212V211H178ZM195 212V211H194ZM229 212V211H228ZM238 212V211H237ZM241 212V211H239ZM242 212V213H243ZM2 213V212H1ZM17 214V212H15ZM30 213V212H29ZM51 213V212H49ZM88 213V212H87ZM129 213V212H128ZM156 213V212H155ZM168 213V212H167ZM166 213V214H167ZM202 213V212H201ZM230 213V212H229ZM240 213V215L242 214ZM28 214V213H27ZM42 214V213H41ZM68 214V213H67ZM109 214V213H108ZM142 214V213H141ZM165 214V215H166ZM170 214V213H169ZM168 214V215H169ZM173 214V212H172ZM30 215V214H29ZM28 215V216H29ZM66 215V214H65ZM92 215V214H91ZM164 215V214H163ZM164 215V216H165ZM192 215V214H191ZM194 215V214H193ZM200 215V214H199ZM38 216V215H37ZM48 216V215H46ZM50 216V215H49ZM90 216V214H89ZM106 216V215H105ZM109 216V215H107ZM112 216V215H111ZM127 217H129L128 215H126ZM170 216V215H169ZM173 216V215H172ZM179 216V215H178ZM202 216V215H201ZM208 216V215H207ZM243 215H241V218H234L231 219L230 221L235 222L237 225H239L241 223L242 227H238L235 228V233L237 234V236H247L246 238L253 239L252 235L256 232L259 231H264V224L260 223L258 224V222L256 221V218H258L260 215L258 216H254V225L252 223V225H250V219L248 218H243ZM244 216H247L244 214ZM252 216V215H251ZM42 217V216H41ZM45 216H43L44 218ZM69 217V216H67ZM92 217V216H91ZM94 217V216H93ZM118 217V216H117ZM174 217V216H173ZM172 217V219H173ZM205 218V216H203ZM203 217H200L201 220L203 219ZM219 217V216H218ZM250 217V216H249ZM39 218V216H38ZM53 218V217H52ZM58 218V217H57ZM103 218V217H102ZM106 218V217H105ZM115 218V217H114ZM225 218V217H224ZM11 219V218H10ZM22 219V218H21ZM42 219V218H41ZM54 219V218H53ZM70 219V218H69ZM85 219V218H84ZM162 219V218H161ZM165 219V218H164ZM228 219V218H227ZM264 219V218H263ZM34 220V219H33ZM44 220V219H43ZM71 220V219H70ZM78 220V219H77ZM86 220V219H85ZM94 220V218L92 219ZM101 220V219H100ZM107 220V219H106ZM104 220V221H106ZM109 220V219H108ZM111 220V219H110ZM115 220V219H114ZM124 220V219H123ZM166 220V219H165ZM169 220V219H168ZM217 220V219H216ZM261 220V219H260ZM38 221V220H37ZM42 221V220H41ZM50 221V220H49ZM59 221V220H57ZM95 221V220H94ZM99 221V220H97ZM113 221V220H112ZM171 221V220H170ZM174 221V220H173ZM191 221V220H190ZM253 221V220H252ZM63 222V221H62ZM78 222V221H76ZM75 222V223H76ZM81 222V221H80ZM91 222V221H90ZM119 222V221H117ZM114 221V224L117 223ZM126 222L129 224H135L138 225V228L135 232H133L131 234V236L125 241L123 242V244H119L120 247L118 246L117 249H119L121 251V253H116L114 254V252L112 253L110 251V249L108 248V246L106 244H100L98 243L99 241L93 240V243L95 246H93V248H89L88 251H86L85 253L81 252L80 253V249H78L77 251H70L73 253L78 252V257L72 256V253H68L70 258L64 260L62 258L57 257V255L55 254V252L53 250L49 251L48 248H43L40 249L39 247H41L40 245L43 243L44 245L47 244V240H46V235H38V239L41 242V244H38L35 246L34 241H30L27 239V237H22V232L18 231V232H13L11 234L5 233L2 235H4L3 240H0L1 242H5L4 244L0 243V254L1 258L3 256L4 259H2L3 264H81V261L84 262L85 264H103V262L105 261V263L107 262H111L114 264H179L181 259L179 257V255H177L174 252V249L166 252V253H162L160 251H155L152 250L154 248H156L157 246V242H154V238L153 241H151L149 238H147L144 243L146 244V246H152L150 248H146V249H140V248H136L133 251H126V245H128L129 243H135L137 241H142V237L143 234L145 235V231L143 232V230L147 229L148 233H152L155 231H158L159 227H157L159 225V223L157 224L156 221L153 220H147L146 218H141L139 216H131L129 219H126ZM160 222V220H159ZM192 222V221H191ZM199 222V221H198ZM37 223V222H36ZM51 223V222H50ZM66 223V222H65ZM89 223V221L87 222ZM113 222H111L112 224ZM164 223V222H163ZM162 223V224H163ZM184 223V222H183ZM225 223V222H223ZM2 224V222L0 223ZM53 224V222L51 223ZM57 224V223H56ZM64 224V223H63ZM62 224V225H63ZM80 224H84L80 223ZM100 224V223H99ZM106 224V223H105ZM186 224V223H184ZM235 224V225H236ZM38 225V224H37ZM45 225V224H44ZM71 225V224H70ZM89 225V224H88ZM94 225V224H93ZM121 225V222H120ZM135 225V226H136ZM169 225V224H168ZM236 225V226H237ZM1 226V225H0ZM58 226V224H57ZM57 226H56V230H57ZM61 226V225H60ZM59 226V228H60ZM67 226V224H66ZM100 226V225H99ZM106 226V225H105ZM109 226V225H108ZM119 226V225H118ZM160 226V225H159ZM165 226V225H163ZM172 226V225H171ZM174 226V225H173ZM172 226V227H173ZM178 226V225H177ZM254 226V228H252ZM15 227V226H14ZM21 227V225H20ZM45 227V226H44ZM47 227V226H46ZM52 227V226H51ZM72 227V225H71ZM85 227V226H84ZM91 227V226H89ZM104 227V226H103ZM114 227V226H113ZM132 227V226H130ZM137 227V226H136ZM183 227V226H182ZM18 228V227H17ZM50 228V227H49ZM67 228V227H66ZM64 228L65 230H69ZM75 228V227H74ZM79 228V227H78ZM88 228V227H87ZM98 228V227H97ZM100 228V227H99ZM108 227H104L101 228L100 230V234H107V229ZM110 228V227H109ZM112 228V226H111ZM129 228V227H128ZM166 228V227H165ZM192 228V226H191ZM194 228V227H193ZM198 228V227H197ZM7 229V228H6ZM5 229V230H6ZM51 229V228H50ZM76 229V228H75ZM90 229V228H89ZM125 229V228H124ZM127 229V228H126ZM130 229V228H129ZM134 229V228H133ZM132 229V230H133ZM167 229V228H166ZM165 229V230H166ZM255 229V230H254ZM3 230V229H0ZM26 230V229H25ZM28 230V229H27ZM114 230V229H113ZM130 230V232L132 231ZM186 230V229H185ZM217 230V229H216ZM47 231V229H46ZM49 231V230H48ZM51 231V230H50ZM53 231V229H52ZM61 231V230H59ZM64 231V230H63ZM66 231V232H67ZM77 231V230H76ZM82 231V229H81ZM161 231V229H160ZM200 231V230H199ZM215 231V230H214ZM1 232V231H0ZM6 232V231H5ZM36 232V231H35ZM58 232V230H57ZM89 232V231H88ZM96 232V231H95ZM113 232V231H112ZM119 232V229H118ZM125 232V231H124ZM140 232H143L140 233ZM168 232V231H167ZM202 232V231H201ZM208 232V231H207ZM218 232V231H217ZM44 233V231L42 232ZM87 233V232H86ZM120 233V232H119ZM156 233V232H155ZM203 233V232H202ZM49 234V233H48ZM60 234V233H59ZM69 234V233H68ZM95 234V233H94ZM118 234V233H117ZM124 234V233H123ZM129 234V233H128ZM206 234V233H205ZM225 234V233H224ZM84 235V234H83ZM86 235V234H85ZM89 235V234H87ZM86 235V236H87ZM121 235V233H120ZM130 235V234H129ZM158 235V234H156ZM160 235V234H159ZM163 235V234H162ZM208 235V234H207ZM116 237V233L114 235ZM119 236V235H118ZM147 236V235H146ZM218 236V235H217ZM34 237V236H33ZM36 237V236H35ZM83 237V236H82ZM90 237V236H89ZM121 237V236H120ZM123 237V236H122ZM121 237V238H122ZM145 237V236H144ZM143 237V239H144ZM185 237V236H184ZM234 237V235H233ZM236 237V236H235ZM32 238V237H31ZM50 238V237H49ZM54 238V237H53ZM92 238V237H91ZM108 238V237H107ZM169 238V237H168ZM245 238V237H244ZM2 239V238H1ZM56 239V238H54ZM90 239V238H89ZM117 239V238H116ZM115 239V241H116ZM120 239V238H119ZM118 239V240H119ZM236 239V240H235ZM241 239V237H240ZM239 237L237 238H233L230 242H228L227 240L224 241L225 239H223V244L221 245V249H227L228 247L231 248V246H233L238 240H240ZM53 240V239H52ZM52 240L50 243H52ZM72 240V239H71ZM84 240V239H83ZM91 240V239H90ZM108 240V239H107ZM156 240V239H155ZM181 240V239H180ZM244 240V239H243ZM38 241V240H37ZM65 241V240H64ZM104 241V240H103ZM111 241V240H109ZM113 241V240H112ZM123 241V240H122ZM121 241V242H122ZM158 241V240H157ZM196 241V240H195ZM210 241V240H209ZM252 240H250L251 242ZM36 242V241H35ZM62 241H60L61 243ZM69 242V241H68ZM106 242V241H105ZM118 242V241H117ZM160 242V241H159ZM182 242V241H181ZM57 243H59L57 241ZM66 243V242H65ZM103 243V242H102ZM112 243V242H111ZM116 243V242H115ZM119 243V242H118ZM143 243V244H144ZM173 243V242H172ZM206 243V242H205ZM249 243V242H248ZM247 242L244 244H242V241L240 240V242L236 243V245H234V249L232 251L229 250H225V252H223L222 250L219 249L216 252H214L213 254L219 259L221 260L219 263L222 264L227 260H233L234 256H247V259H241L244 261V264H264V255L261 252H257L256 257L258 258V256H262L260 258V260L256 259H252L251 256H249V252L251 251H247L245 249H247L246 247L252 245L254 246V248L256 249V247L258 248H264V235L261 236L259 239L257 238V240L254 242L252 241L251 243L248 244ZM137 244V243H136ZM164 244V243H163ZM217 244V243H216ZM51 245V244H50ZM61 245V244H60ZM111 245V244H110ZM114 245V244H113ZM181 245V244H180ZM3 246V247H1ZM63 246V245H61ZM112 246V245H111ZM159 246V245H158ZM164 246V245H163ZM175 246V245H174ZM198 246V245H197ZM216 246V245H215ZM220 246V245H219ZM48 247V246H47ZM68 247V246H67ZM114 247V246H113ZM130 247V246H129ZM160 247V246H159ZM185 247V246H184ZM59 248V247H58ZM62 248V247H61ZM61 248L59 250H61ZM258 248V249H259ZM51 249V246H50ZM64 249V248H63ZM69 249V248H68ZM88 249V248H87ZM95 250H99V253L95 254V252H93ZM112 249V248H111ZM115 249V248H114ZM126 249V250H124ZM181 249V248H180ZM188 250V249H187ZM252 250V249H251ZM253 251V250H252ZM263 251V250H261ZM65 252V251H63ZM116 252V251H115ZM196 252V251H195ZM9 253H22L21 254V258H14L11 259L9 257ZM184 253V252H183ZM66 254V253H65ZM67 254V255H68ZM12 256V255H11ZM17 256V255H16ZM23 256V257H22ZM194 257V256H193ZM183 258V257H182ZM239 258V257H238ZM255 258V256H254ZM200 261L202 260H208V256H200L199 258ZM237 259V258H235ZM1 260V259H0ZM216 260V259H215ZM247 260V261H246ZM213 261V260H212ZM239 262V260H238ZM242 262V261H240ZM236 264V263H235Z\"/></svg>","mask_w":264,"mask_h":264},{"label":"snow or ice","instance_id":"6c2138e0","mask_svg":"<svg viewBox=\"0 0 264 264\" xmlns=\"http://www.w3.org/2000/svg\"><path fill=\"white\" fill-rule=\"evenodd\" d=\"M260 35L264 36V33H261ZM169 39L171 40V39H172V37H169Z\"/></svg>","mask_w":264,"mask_h":264}]
</instances>
